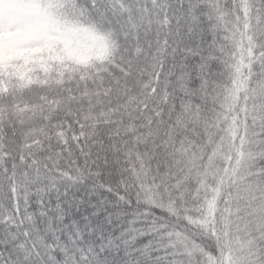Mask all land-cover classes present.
Here are the masks:
<instances>
[{
	"label": "snow or ice",
	"instance_id": "6c2138e0",
	"mask_svg": "<svg viewBox=\"0 0 264 264\" xmlns=\"http://www.w3.org/2000/svg\"><path fill=\"white\" fill-rule=\"evenodd\" d=\"M0 264H264V0H0Z\"/></svg>",
	"mask_w": 264,
	"mask_h": 264
}]
</instances>
